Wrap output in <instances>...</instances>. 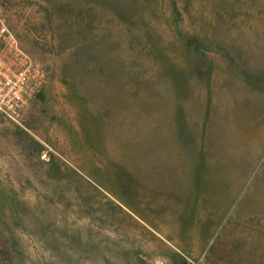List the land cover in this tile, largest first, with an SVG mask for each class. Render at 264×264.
Instances as JSON below:
<instances>
[{"label":"rangeland","instance_id":"1","mask_svg":"<svg viewBox=\"0 0 264 264\" xmlns=\"http://www.w3.org/2000/svg\"><path fill=\"white\" fill-rule=\"evenodd\" d=\"M0 10L44 73L0 113V264H264V0Z\"/></svg>","mask_w":264,"mask_h":264},{"label":"built area","instance_id":"2","mask_svg":"<svg viewBox=\"0 0 264 264\" xmlns=\"http://www.w3.org/2000/svg\"><path fill=\"white\" fill-rule=\"evenodd\" d=\"M43 83L42 69L19 46L0 10V113L18 122L29 99Z\"/></svg>","mask_w":264,"mask_h":264},{"label":"crops","instance_id":"3","mask_svg":"<svg viewBox=\"0 0 264 264\" xmlns=\"http://www.w3.org/2000/svg\"><path fill=\"white\" fill-rule=\"evenodd\" d=\"M239 73H240V74H243V71L240 69V70H239Z\"/></svg>","mask_w":264,"mask_h":264}]
</instances>
